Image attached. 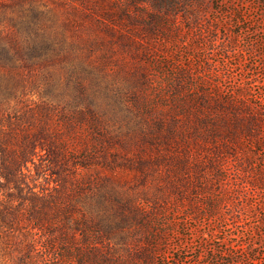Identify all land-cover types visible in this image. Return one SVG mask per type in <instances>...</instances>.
<instances>
[{
  "label": "trees",
  "instance_id": "obj_1",
  "mask_svg": "<svg viewBox=\"0 0 264 264\" xmlns=\"http://www.w3.org/2000/svg\"><path fill=\"white\" fill-rule=\"evenodd\" d=\"M180 7L0 0V264H153L218 198L264 194V94L195 78Z\"/></svg>",
  "mask_w": 264,
  "mask_h": 264
},
{
  "label": "rangeland",
  "instance_id": "obj_2",
  "mask_svg": "<svg viewBox=\"0 0 264 264\" xmlns=\"http://www.w3.org/2000/svg\"><path fill=\"white\" fill-rule=\"evenodd\" d=\"M178 19L182 42L173 49L199 82L224 93L250 88L264 94V0H181ZM255 151L260 168L262 148ZM34 182L54 186L44 175H34ZM263 195L218 198L219 213L210 222L189 220L167 231L153 264H264ZM240 198L244 207L237 206Z\"/></svg>",
  "mask_w": 264,
  "mask_h": 264
}]
</instances>
